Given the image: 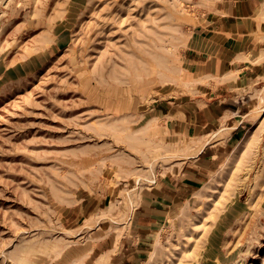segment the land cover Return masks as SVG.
I'll list each match as a JSON object with an SVG mask.
<instances>
[{"label": "rangeland", "instance_id": "1", "mask_svg": "<svg viewBox=\"0 0 264 264\" xmlns=\"http://www.w3.org/2000/svg\"><path fill=\"white\" fill-rule=\"evenodd\" d=\"M221 6L0 0V264H101L94 237L127 239L156 171L202 150L212 170L137 264H264V71L225 89L200 134L168 126L166 103L199 87L192 38Z\"/></svg>", "mask_w": 264, "mask_h": 264}, {"label": "crops", "instance_id": "2", "mask_svg": "<svg viewBox=\"0 0 264 264\" xmlns=\"http://www.w3.org/2000/svg\"><path fill=\"white\" fill-rule=\"evenodd\" d=\"M205 22L196 30L185 59L188 74L199 87L178 94L179 101L166 103L169 128L185 137L200 134L222 119L220 98L225 89L232 93L241 82L245 87L256 73L264 71V0H223V6ZM203 153L156 171L143 202L137 206L128 238L94 237V263L99 258L101 264L116 263L120 258L119 264L141 260L149 230L160 223L167 207L184 200L212 170L215 157L202 158ZM99 228H89V236Z\"/></svg>", "mask_w": 264, "mask_h": 264}]
</instances>
